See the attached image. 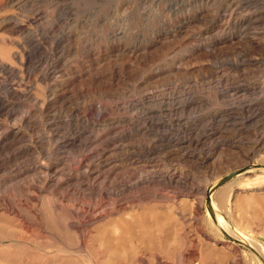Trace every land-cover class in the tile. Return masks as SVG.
I'll list each match as a JSON object with an SVG mask.
<instances>
[{
    "label": "rangeland",
    "instance_id": "1",
    "mask_svg": "<svg viewBox=\"0 0 264 264\" xmlns=\"http://www.w3.org/2000/svg\"><path fill=\"white\" fill-rule=\"evenodd\" d=\"M33 36L42 47L27 43ZM2 61L16 74L0 68V95L10 84L25 94L12 97L24 104L14 113L0 108V264H113L115 251L126 264H260L253 248L212 225L206 190L242 163L264 162V0H0ZM251 114L259 115L241 123ZM83 126L85 136L61 148ZM8 129L23 138L3 140ZM166 136L190 144L178 150ZM109 143L140 166L119 156L110 179L178 177L105 197L101 211L111 214L84 231L65 226L64 210L84 211L100 196L75 180L53 189L47 174L63 169L69 178ZM254 171L240 181L263 174ZM233 178L212 195L227 188L220 206L263 249L264 181L245 189ZM13 210L30 217V231ZM127 220H137L152 250L131 243L105 251L102 241L118 242L112 236Z\"/></svg>",
    "mask_w": 264,
    "mask_h": 264
},
{
    "label": "bare ground",
    "instance_id": "2",
    "mask_svg": "<svg viewBox=\"0 0 264 264\" xmlns=\"http://www.w3.org/2000/svg\"><path fill=\"white\" fill-rule=\"evenodd\" d=\"M240 22H241V20H240ZM58 40L61 41L63 39L59 38ZM41 41L42 40L40 38L33 36L32 38L27 40V43L29 42L30 44L34 45L36 48H40V45H41V47L43 45ZM22 49L24 52H27V48L25 47V45L22 47ZM54 49H56V48H53L52 50H54ZM1 67L4 69V71L6 69V72L8 74H16L14 67H12V66L8 67L6 65V63L3 61L0 63V68ZM21 85L22 84H17V86H16V85L10 84L7 86L6 94L0 95V108L2 110H4L7 115L14 113L13 110H15L16 107L21 108L24 106L23 102L16 103L12 100V97L19 96L18 94H20L21 96H23L25 94L24 91L21 89ZM261 89L263 92V95H262V98H263L264 97V86ZM57 99H60L61 102H65L66 98H65V96L60 95L59 97H57ZM186 102H185V104H186ZM47 104L51 107L53 105V102L48 101ZM258 115L259 114H255V115L251 114L249 116L247 115V117L243 120L244 122L241 121V123H245L248 120H250L251 118L255 119ZM25 121L27 123L31 122L29 119H25ZM55 128H56V126H55ZM59 128L58 129H52V131L53 132L58 131V133H59L61 131ZM77 128H79V127L77 126ZM77 128H75L76 131H78ZM83 128H84V126L82 127V129ZM92 130L93 129H91V131ZM86 131H87L86 129H83L78 134L74 133L73 136H71V135L65 136L64 139L60 142V144H62L61 148L66 149L69 145L75 144V142L78 141V138L80 136L87 133ZM108 131H110V130H108ZM108 131H106L107 134L109 133ZM72 132H74V131L72 130ZM83 136H85V135H83ZM185 137L186 136H171V137L166 136L165 138L167 139V142L171 146H173V147L177 146L178 150H180V149H183L190 144L189 140L185 139ZM21 138H23V136L21 135L20 131H12V130L8 129V132L3 134V140L11 139L12 141H18ZM82 142H85V139ZM88 142H90V145H92V143H93L92 140H90V141L88 140ZM115 142H113V143H115ZM188 142H189V144H188ZM82 144H84V143H82ZM90 145H88V147ZM110 145H112V144H110V143L107 144V147L102 150L100 158L95 162L87 161L88 155L83 154L82 155L83 160H81V161L82 162L87 161L89 163L81 165L80 163H82V162H80L79 164L83 167L82 170L74 168L73 173H71V176L69 178L62 177L63 176V173H62L63 169L60 170V172L58 170L55 171V173L53 175H58L57 178L55 177V179L51 178L53 175L47 174L45 183L48 186L52 187L53 189L65 188V190H67V189H69V186L73 182V180H75L77 186L79 187L78 190L80 192L87 191V193H93V194H97L100 196V200H99V202H97L96 206H91V207L85 209L84 211H79V210H75L72 208H68L67 210H64V216L66 218V223H67V225L65 224V226H70V227H72L78 231H84L85 228H87L90 223L103 220L111 214V211L113 208L111 210L101 211V209L105 206V203H104L105 197H110L111 195H114V194H116V195L125 194V192H127L131 187L141 185L142 183H145V182H148L149 184H150V182H153V181H166V182L169 181L170 182V181H174L178 177V175L176 173L160 174L159 172L158 173H155V172L150 173V172L145 171V172H143V174L139 175L138 180H136L134 182H131V181L130 182H123V181H120L118 179H113V178L110 179L109 178L110 173L112 171H114L111 164L113 163V160L119 156H122L121 158H119V159H121L122 162L128 161L131 165L134 166V169L139 167L138 170H140L139 160H137L138 158L136 159L134 157V155L133 156L129 155L127 153V151L120 149L119 146L110 148ZM0 148H2L1 145H0ZM150 148L151 147H149L147 149V153H150V150H151ZM150 161H152V160L150 159ZM257 163H261V164H257ZM242 164L245 165L246 163L245 164L242 163ZM79 168H81V167H79ZM257 168H260L261 170H263V174L256 175L254 178L247 177V178H244L243 181H240V178H242L243 175H245L248 172H253ZM141 172H142V170H141ZM174 172H176V171H174ZM139 173H140V171H139ZM81 175H83L85 177V179L80 180ZM101 177H104L105 180H100ZM233 179L236 181H238V179H239V182H238L240 184L239 188L255 189L257 187L256 184L258 182H260L261 180L264 181V162H254L252 165H249L247 170L240 172ZM107 181H110V184H107ZM219 182H220V179L215 180V182H213L211 184V186L209 188H207V190H206L207 196H208V194H210V196H211V204L210 205L207 204V212H208L209 218L212 220L211 221L212 225L215 226L217 228V230L224 231L230 238L234 239L235 241H241V242L248 244L250 246V248H253L255 253L260 257V260H259L260 264H264V252H263L264 248L262 249V247L259 246L258 243H256L255 239L250 237L246 232L242 231L239 228V226L236 225L232 221L230 215L227 212H225L219 204L218 199L223 198L222 196L225 195V191L227 188L225 190L222 189V191L218 192V194L216 193L217 194L216 198H215V194L212 195L213 192L219 188V186H218ZM230 189H229V191H230ZM232 191L233 190L231 189V193L229 192V199H231V197H233V195H234V191L233 192ZM145 198L146 197L143 196L141 199L144 200ZM223 202H225V201L223 200ZM115 205H117V204H115ZM114 209L117 210L116 207H114ZM13 212L18 214L21 217V219L24 220V223L22 224L23 229L25 231H30L34 222H32V221L28 222L27 221L28 223L27 224L25 223L27 219H30V217L22 214L19 210H15V211L13 210ZM76 218L77 219L79 218L80 221H76L75 220ZM214 221L217 222L218 227L216 225H214ZM156 223H154V224L156 225ZM154 224L152 223V225H154ZM135 226H138V228H140L137 220L136 221L135 220L134 221H128L127 220V226L125 227V229H123V227H122V229L120 228L121 231L119 230L118 234L116 233L118 230L116 232H114V233H116L115 235L112 234L113 235L112 237L116 236V237H114V240L118 241L114 244L113 242H111L113 240H110V243H113L114 245L113 244L111 245L110 243H108L109 241H107V240H108L109 236H107V239L105 240L107 243H104L103 241L101 243L102 246H104L105 251L107 252V251L112 250L113 246L115 247V245H116V247H118V248L120 247L121 249H122V247L127 248L131 243H135V245H137L138 249L146 248V250H150V249L152 250L153 248L150 245L151 244L150 241L148 240V238L144 237V235H143L144 232L139 233L141 231L138 232V230H136ZM155 232H156V230H155ZM15 237H17V236L16 235L11 236L12 239H15ZM82 237H84V233H82ZM23 238H24V235H21V234L18 235V239H23ZM144 238L147 239V241H149V243H150L149 245H146V243H148L147 241L144 244V242H145ZM158 239H160V237ZM127 242L128 243L130 242V243L128 244ZM142 242L146 246L143 247V245H140V244H142ZM85 246H86L85 238H82L81 242L78 244V248L80 250H82L85 248ZM131 250H133V249H131ZM115 253H116V257L114 258L115 260H114L113 264H126V262L128 260L127 256L119 254L117 251H115ZM90 258L92 260H94L92 256ZM139 259H141V258H139Z\"/></svg>",
    "mask_w": 264,
    "mask_h": 264
},
{
    "label": "water",
    "instance_id": "3",
    "mask_svg": "<svg viewBox=\"0 0 264 264\" xmlns=\"http://www.w3.org/2000/svg\"><path fill=\"white\" fill-rule=\"evenodd\" d=\"M248 167H249V165H244L242 167H239L238 169H235V170L227 173L226 175H224L220 179V182L218 183V186L220 187L221 185L225 184L226 182H228L230 179H232L233 177H235L240 172H243V171L247 170ZM207 204H209V205L211 204V196H210V194H208V196H207Z\"/></svg>",
    "mask_w": 264,
    "mask_h": 264
}]
</instances>
